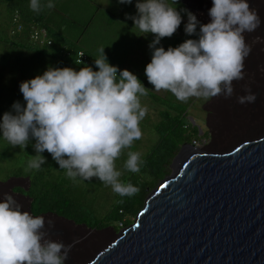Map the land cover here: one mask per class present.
I'll list each match as a JSON object with an SVG mask.
<instances>
[{"label":"clouds","instance_id":"9594fccd","mask_svg":"<svg viewBox=\"0 0 264 264\" xmlns=\"http://www.w3.org/2000/svg\"><path fill=\"white\" fill-rule=\"evenodd\" d=\"M118 2L131 4L132 0ZM173 3L177 5L179 0ZM42 7L40 0H31L32 11L39 12ZM46 7L54 5L49 2ZM136 8L137 16L128 17L134 27L155 36L149 45L153 53L145 75L156 92H170L181 102L193 97L233 96V82L244 79L245 60L251 52L244 34L255 32L261 24L248 0H212L208 13L211 22L199 25V38L167 50L156 45L176 33L182 23L180 11L164 0H137ZM14 14L17 12L11 20ZM187 16L185 33L193 36L199 22L192 13ZM33 27L41 26L33 25L31 30ZM49 38L53 45V37ZM257 40L259 37L253 43ZM104 49L98 50L94 60L98 71L88 66L79 71L49 67L43 75L22 82L20 92L26 106L14 103L15 115H3L0 132L21 150L31 139L36 141L37 155L30 157L28 169L39 170L46 163L41 154L47 151L72 180L96 178L119 196L131 197L139 188L121 182L116 161L143 137L140 124L148 108L142 105L141 97L149 90L132 72L110 65ZM245 91L248 94L237 97V102H255L256 96L247 86ZM142 163L139 152L128 151L124 169L138 173ZM45 223L44 216L22 212L13 196L5 194L4 202H0V264H65L72 244L48 239L43 231ZM47 226L53 228L54 221L49 219Z\"/></svg>","mask_w":264,"mask_h":264},{"label":"water","instance_id":"95a60500","mask_svg":"<svg viewBox=\"0 0 264 264\" xmlns=\"http://www.w3.org/2000/svg\"><path fill=\"white\" fill-rule=\"evenodd\" d=\"M206 129L209 145L183 144L133 222L80 264H264V124L221 149Z\"/></svg>","mask_w":264,"mask_h":264},{"label":"rangeland","instance_id":"374dc122","mask_svg":"<svg viewBox=\"0 0 264 264\" xmlns=\"http://www.w3.org/2000/svg\"><path fill=\"white\" fill-rule=\"evenodd\" d=\"M10 2L11 3L9 4H11V6L9 7L7 4L3 5L0 3L1 118L5 113L9 112L15 115L12 105L16 102H19L22 106H26L23 95L20 92V84L22 82L31 80L38 75H43V73L49 67L54 69L62 67L59 62H51L50 60L48 61L42 56H38L36 52L32 50L30 51L28 49H22L17 46L16 43H14L19 39H25L22 38V32H20V34L17 36L11 35V31L14 29V26L11 24L9 12L10 10L12 12L13 10L16 11L18 8L12 4L15 2V0ZM30 2L31 0H22L20 4L25 10L32 11L30 8ZM41 2H43L41 5L44 6L42 7L41 11L46 9V11L50 12L52 25L55 24V26H58L61 23L69 25L71 24L70 19L76 21L77 25L74 26L77 27V31L74 30L75 33L65 30L66 28L64 27L51 31L52 37H54L57 42L59 41V36H61L62 32H65L71 39L77 40V43H81L82 47H91L94 50V55L97 58L99 56L98 50L100 48H105L104 54L107 57L109 64L118 67V69L120 68L119 65H122V70H128L134 75H138L141 72L143 73L144 71L141 69V65L145 63L149 64L151 62L153 49H151L149 45L154 41L155 36L152 34L141 33L137 28L134 27V21L128 18L137 16V0H132L131 4H121L118 2V0H40V3ZM49 2L54 5L53 8L46 7ZM10 7L11 9L9 10L8 8ZM189 7L195 12V15L200 21L199 23L203 25L211 22V18L208 13L212 7V0H189ZM66 15L69 18H65ZM27 16L28 15L24 14L20 16V19L24 21L26 20ZM185 21H187V19L182 18V23L175 34L180 32V29L182 26H184ZM258 31L259 30H256L253 33H245V40L247 37L246 41H248V36L250 37V35L258 33ZM14 38H17V40H13ZM171 42L172 40L168 39V44L165 45V43L160 41V44L156 45V47H163L165 50H167L169 47H172L169 45ZM34 45L37 48H40L39 44L36 43ZM250 54L252 55V60H255L253 58L258 56L253 51ZM257 61L258 59H256V62ZM63 68H65V66H63ZM244 80L245 78L241 81H234L233 84L240 86ZM234 85V94L228 99H225L224 96L212 98V100L193 97L187 102L178 101V103H182L184 106H186L187 118H190V120L193 119V122H191L192 120L190 122L193 126L197 127L199 136L201 133L206 132V119L208 120L210 127L215 126L216 131L213 129V133H216L217 131H219L218 133H222V130H219L218 128L224 126V118H227V120L230 121L239 117H246L247 115L256 114L258 112L260 109L261 100L264 97V93H258L257 90L251 91V93L256 96L255 102L241 105L237 102V97H240L241 94L238 95V89ZM147 88L153 94L160 96L161 99H164L165 96H168L166 101H171L170 99L175 97L170 92H156L153 85L149 83H147ZM255 89L257 88L255 87ZM239 90H241V88H239ZM141 103L143 106L148 108V113L140 124L143 137L142 139L134 141L132 148L126 149L121 158L116 161L117 170L122 172L120 180L129 173V171L124 169V163L127 159V152H139L141 154V159H143L158 139L155 128L159 121V111L164 110V108L162 109L158 103L152 105L150 99L147 97H141ZM204 106L210 110L208 111V114L205 113L203 109ZM263 124L264 114L262 121L258 124V126L255 127L252 134L258 133ZM219 138L217 140H219ZM210 142L211 141L209 138L200 137L193 140V142L190 144H193L197 149H204L207 145H209ZM35 143L36 141L31 139L28 146L24 150H21L18 146L13 147L2 136V139L0 140V153H4V149H8V151L6 152V158L0 163V172L10 174V169L13 168V166L17 165L18 167H22L23 161H29L30 157L36 156L37 153L34 149ZM224 147H226V144L222 147H219L218 149ZM179 151L180 149L178 150L175 157L178 155ZM41 155L45 158L46 166L50 167V165L53 164V172L59 168V165L53 160L52 156L47 151ZM174 158L169 165V169L167 171L168 174L164 178L171 174ZM4 175L5 174H3L2 177L0 175V182L4 183L9 180L10 184L18 183L19 187H15L14 189H28V181L25 180L26 177L12 176L6 180H3L2 178ZM93 180H95L94 184L103 185V189L100 190V199L98 201L97 207L98 213L101 215L108 209L109 204L111 201H113L116 193L112 191L110 186H105L98 179L93 178ZM80 182L83 183V180L81 179ZM153 189L154 188L151 190ZM10 192L11 190L8 189V187L0 186V202H4L5 194L12 195L17 204L21 206V211L29 212L28 209L29 206H31V202L27 199L19 198ZM16 193L19 194L18 192ZM49 219L54 221L55 226L53 228H48V226L45 225L43 231L47 233L49 229H52L53 231L52 234L48 233L47 238L53 241L63 242L65 245L72 244L71 251L74 253L77 252L78 254L72 261V257L68 255V264H80L84 259H86L88 255L92 256L94 251L108 244V242L113 239L114 234L120 231V229L116 230L113 227H107L101 229L100 232L97 233L89 232L83 227H78L74 222L73 223L76 226L52 218L45 219V224H47ZM133 220L134 218L130 220L129 225L133 222Z\"/></svg>","mask_w":264,"mask_h":264},{"label":"trees","instance_id":"16d2710c","mask_svg":"<svg viewBox=\"0 0 264 264\" xmlns=\"http://www.w3.org/2000/svg\"><path fill=\"white\" fill-rule=\"evenodd\" d=\"M10 1L13 0H0V3L3 5L7 4L9 7L11 6V4H9L11 3ZM21 1L22 0H15V2L12 3L18 8V11L13 10L12 12L10 10L11 7L8 8L10 10V17L14 12H19L20 16L24 14L28 15L26 20L22 21L24 26L22 38L25 40L13 39L17 40L14 42L17 46L22 49L32 50L36 52L38 56H42L48 61L59 62L62 66L61 68L65 66L79 71L82 67L88 66L92 67L93 71H98L94 63V60L97 58L94 55V50L88 46L82 47L81 43H77V40L71 39L65 32H62L61 36H59L58 42L53 37L54 43L48 48H37L31 43L27 37L33 25L46 28L49 35L52 37L51 31L57 30V28L60 29L64 27L66 28L65 30L75 33L74 30H76L77 27L74 25L77 24L76 21L70 19L71 24L69 25L65 23H61L58 26H55V24L52 25V18L49 11H46V9L39 12L25 10L20 4ZM164 2L169 6L176 7L177 11H180L181 17L186 18L187 21H185L184 26L181 27L180 32L174 34L171 38L161 39L162 43L167 45L168 39H171L172 42L169 45L175 48L188 39H198L199 25H202L201 23H198L195 35L188 36L185 33V25L188 23L187 13L190 12L195 15V12L189 7V0H179L177 5L173 3V0H164ZM42 3L43 2H41V4ZM248 3L252 9L257 11L261 24L259 28H257V30H259L258 33H254L250 35V37L248 36V41H246V43L251 46V50L258 56L253 58L255 60H252V55L249 54L245 61L244 73L246 76L244 77V82L240 86L233 84L237 87L238 95L241 94L240 96L248 94L245 91V86L251 91L257 90L258 93H264V0H248ZM66 17L69 18L67 15L65 18ZM196 19L200 22L197 16ZM257 37H259V40H257L258 43L257 41L253 43ZM77 52L84 53L88 62H77ZM256 59H258L257 62ZM119 66V69L122 70L123 66ZM146 66L147 63L141 65V69H143L144 72ZM144 72L136 76L144 87L148 89V80ZM255 87L257 89H255ZM239 88H241V90H239ZM146 97L150 99L152 105L158 103L164 110L159 111V121L155 128L158 139L149 150L148 154L141 159L143 163L140 165V171L138 173L129 172L121 179V182L131 183L139 188V192L136 195L121 197L115 194L108 209L100 215L97 207L100 199V190L103 189L102 184H94L95 180L93 179L92 181H83V183H81L79 177L74 181L67 177L65 170L60 169V167L53 172V164H51L50 167L43 164L39 170L28 169V160L23 161L22 167H18L17 165L13 166V168L10 169V174L0 172L1 177L5 174L2 178L3 180L12 176L26 177L25 180L28 181V189H14L15 187H19L18 183L10 184L9 180L4 183L0 182V186L8 187V189L11 190V194L29 200L31 206H29L28 211L34 217L43 216L45 213H53L71 220L77 225L84 224L87 228L95 230H101L107 227H113L119 230L127 227L130 220L135 218L138 212L144 207L149 191L168 174L169 165L180 147L185 143L190 144L193 140L200 138L197 127L192 125L190 118H187L186 106L182 103H178L175 97L170 99L171 101H166L168 96L161 99L160 96L153 94L150 90ZM0 121H2L1 108ZM1 139L2 132H0V140ZM7 151L8 149H4V153H0V163L6 158ZM120 201L123 202L121 203ZM68 255L72 257V261L78 254L77 252L74 253L71 251Z\"/></svg>","mask_w":264,"mask_h":264},{"label":"bare ground","instance_id":"6f19581e","mask_svg":"<svg viewBox=\"0 0 264 264\" xmlns=\"http://www.w3.org/2000/svg\"><path fill=\"white\" fill-rule=\"evenodd\" d=\"M17 14L19 20L23 21L22 19H20V14ZM263 114L264 97L261 100L260 109L256 114L247 115L246 117H239L235 120L230 121H228L227 118H224V126L218 128L219 130H222V134L219 140H217V147H222L227 142H232V140L242 138V136L249 135L250 133H252L253 129L258 126V124L262 121Z\"/></svg>","mask_w":264,"mask_h":264},{"label":"built area","instance_id":"2783aa9c","mask_svg":"<svg viewBox=\"0 0 264 264\" xmlns=\"http://www.w3.org/2000/svg\"><path fill=\"white\" fill-rule=\"evenodd\" d=\"M12 24L14 25V29L11 31V35L16 33H20L22 30V25L19 21L18 14H14L12 17ZM16 31V32H15ZM29 40L34 44H39L40 46H51L52 41L49 38L48 31L44 27H33L29 33ZM77 62L81 61L83 63H87V57L82 52H77L76 54Z\"/></svg>","mask_w":264,"mask_h":264},{"label":"flooded vegetation","instance_id":"af4514ba","mask_svg":"<svg viewBox=\"0 0 264 264\" xmlns=\"http://www.w3.org/2000/svg\"><path fill=\"white\" fill-rule=\"evenodd\" d=\"M206 114H208V113H206ZM200 137H202V138H209L210 140H211V134L208 132V130L206 129V132H203V133H201L200 134Z\"/></svg>","mask_w":264,"mask_h":264}]
</instances>
